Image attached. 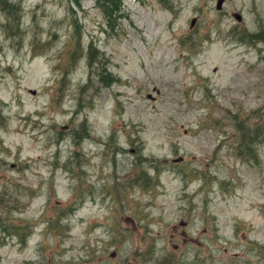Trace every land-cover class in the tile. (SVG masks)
<instances>
[{
    "label": "rangeland",
    "instance_id": "374dc122",
    "mask_svg": "<svg viewBox=\"0 0 264 264\" xmlns=\"http://www.w3.org/2000/svg\"><path fill=\"white\" fill-rule=\"evenodd\" d=\"M216 1L0 0V264H264V0Z\"/></svg>",
    "mask_w": 264,
    "mask_h": 264
},
{
    "label": "trees",
    "instance_id": "16d2710c",
    "mask_svg": "<svg viewBox=\"0 0 264 264\" xmlns=\"http://www.w3.org/2000/svg\"><path fill=\"white\" fill-rule=\"evenodd\" d=\"M101 6L106 10V13L108 14L109 20H111L114 12H117L116 8H113L114 7V0H102ZM254 38L257 41L264 42V31L256 34L254 36ZM76 49L80 51L81 50L80 45L76 46ZM89 51H90V49L88 48L87 53H89ZM91 59L92 58L89 57V60H91ZM239 131L241 132V137H242L241 141L242 142H245L246 138H247V140H249L250 136L243 128L239 129ZM251 139H252V142H254L255 138H253V136ZM239 147L241 148V150L244 153V151L247 150L248 145L247 144H241V145H239Z\"/></svg>",
    "mask_w": 264,
    "mask_h": 264
},
{
    "label": "water",
    "instance_id": "95a60500",
    "mask_svg": "<svg viewBox=\"0 0 264 264\" xmlns=\"http://www.w3.org/2000/svg\"><path fill=\"white\" fill-rule=\"evenodd\" d=\"M224 3V0H217L216 1V10H221L222 5ZM233 17L235 18V20H237L238 22L241 20V16L239 14H234ZM195 22V20L193 19L191 21V25H193ZM34 93V92H33ZM179 161V160H178Z\"/></svg>",
    "mask_w": 264,
    "mask_h": 264
}]
</instances>
